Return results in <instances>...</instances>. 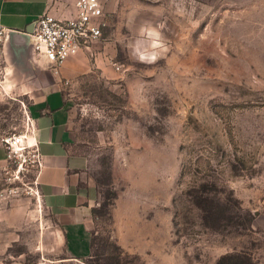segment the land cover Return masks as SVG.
Wrapping results in <instances>:
<instances>
[{"label":"rangeland","instance_id":"1","mask_svg":"<svg viewBox=\"0 0 264 264\" xmlns=\"http://www.w3.org/2000/svg\"><path fill=\"white\" fill-rule=\"evenodd\" d=\"M101 1L100 67L65 88L100 194L89 249L70 255L36 164L12 158L0 264H264V0ZM1 47L0 143L28 141L33 72Z\"/></svg>","mask_w":264,"mask_h":264},{"label":"crops","instance_id":"2","mask_svg":"<svg viewBox=\"0 0 264 264\" xmlns=\"http://www.w3.org/2000/svg\"><path fill=\"white\" fill-rule=\"evenodd\" d=\"M75 0H0V23L7 30L1 50L18 69L33 72L30 87L35 90L30 102L33 130L30 133L41 156L37 189L48 210L55 216L71 256L89 249L94 210L99 188L91 176L88 160L77 151L72 108L65 88L77 78L100 67L95 53L79 50L69 56L53 74L47 60L30 45L32 24L43 12L69 16ZM14 67V66H13ZM8 159L0 143V177Z\"/></svg>","mask_w":264,"mask_h":264},{"label":"built area","instance_id":"3","mask_svg":"<svg viewBox=\"0 0 264 264\" xmlns=\"http://www.w3.org/2000/svg\"><path fill=\"white\" fill-rule=\"evenodd\" d=\"M75 12L69 16H56L43 12L32 24L30 45L43 56L53 74H59L65 60L79 50L92 54L91 47L104 38L108 29L106 11L101 0H75ZM7 30L0 23V47L7 38ZM30 133L33 121L27 114ZM30 135V134H29ZM7 159L31 158L37 171L41 156L34 143L27 141L26 133L12 134L2 139Z\"/></svg>","mask_w":264,"mask_h":264},{"label":"trees","instance_id":"4","mask_svg":"<svg viewBox=\"0 0 264 264\" xmlns=\"http://www.w3.org/2000/svg\"><path fill=\"white\" fill-rule=\"evenodd\" d=\"M247 262L251 263L249 257L237 253H226L222 255L217 264H245Z\"/></svg>","mask_w":264,"mask_h":264},{"label":"bare ground","instance_id":"5","mask_svg":"<svg viewBox=\"0 0 264 264\" xmlns=\"http://www.w3.org/2000/svg\"><path fill=\"white\" fill-rule=\"evenodd\" d=\"M31 138L28 139V141H30ZM32 141V140H31Z\"/></svg>","mask_w":264,"mask_h":264}]
</instances>
